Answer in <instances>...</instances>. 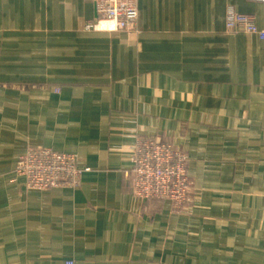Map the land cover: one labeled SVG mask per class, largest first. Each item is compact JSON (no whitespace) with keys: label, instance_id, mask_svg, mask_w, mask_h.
<instances>
[{"label":"crops","instance_id":"0c3cea01","mask_svg":"<svg viewBox=\"0 0 264 264\" xmlns=\"http://www.w3.org/2000/svg\"><path fill=\"white\" fill-rule=\"evenodd\" d=\"M138 33L91 0H0V264H264V40L251 0H136ZM57 90V92H55ZM186 157L174 208L136 198L137 137ZM72 154L74 189L26 190L28 148Z\"/></svg>","mask_w":264,"mask_h":264},{"label":"built area","instance_id":"2783aa9c","mask_svg":"<svg viewBox=\"0 0 264 264\" xmlns=\"http://www.w3.org/2000/svg\"><path fill=\"white\" fill-rule=\"evenodd\" d=\"M264 5V0H251ZM95 20L87 21L84 30L95 31L96 19L102 18L114 31L138 33L136 0H91ZM226 31L255 35L264 40L252 15L230 9L226 14ZM72 154L52 149L28 148L15 163V172L30 191L53 188L74 189L82 173ZM133 195L143 201L159 199L182 208L189 198L191 184L186 169V157L170 141L159 137H137L131 159V169L125 174ZM63 264H73L66 260Z\"/></svg>","mask_w":264,"mask_h":264},{"label":"rangeland","instance_id":"374dc122","mask_svg":"<svg viewBox=\"0 0 264 264\" xmlns=\"http://www.w3.org/2000/svg\"><path fill=\"white\" fill-rule=\"evenodd\" d=\"M243 14H245V13H243ZM55 92H57V90L55 91ZM161 139H163V138H161ZM163 140H167V139H163ZM168 141V140H167ZM26 188V187H25ZM27 190V189H26Z\"/></svg>","mask_w":264,"mask_h":264},{"label":"bare ground","instance_id":"6f19581e","mask_svg":"<svg viewBox=\"0 0 264 264\" xmlns=\"http://www.w3.org/2000/svg\"><path fill=\"white\" fill-rule=\"evenodd\" d=\"M137 9V8H136ZM137 14H138V11H137ZM137 25H138V18H137ZM132 34V33H131Z\"/></svg>","mask_w":264,"mask_h":264}]
</instances>
